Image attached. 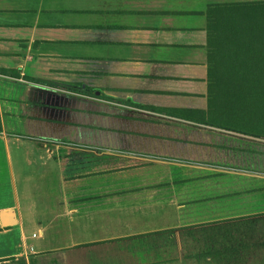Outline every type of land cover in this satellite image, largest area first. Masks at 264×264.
I'll list each match as a JSON object with an SVG mask.
<instances>
[{
	"label": "crops",
	"instance_id": "1",
	"mask_svg": "<svg viewBox=\"0 0 264 264\" xmlns=\"http://www.w3.org/2000/svg\"><path fill=\"white\" fill-rule=\"evenodd\" d=\"M0 264H264V0H0Z\"/></svg>",
	"mask_w": 264,
	"mask_h": 264
},
{
	"label": "trees",
	"instance_id": "2",
	"mask_svg": "<svg viewBox=\"0 0 264 264\" xmlns=\"http://www.w3.org/2000/svg\"><path fill=\"white\" fill-rule=\"evenodd\" d=\"M0 128H1V125H0Z\"/></svg>",
	"mask_w": 264,
	"mask_h": 264
}]
</instances>
